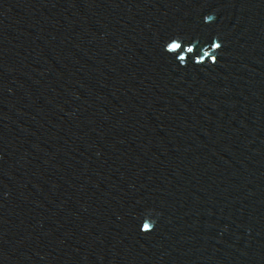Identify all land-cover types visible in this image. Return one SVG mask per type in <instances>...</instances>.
<instances>
[{
  "label": "water",
  "instance_id": "1",
  "mask_svg": "<svg viewBox=\"0 0 264 264\" xmlns=\"http://www.w3.org/2000/svg\"><path fill=\"white\" fill-rule=\"evenodd\" d=\"M0 264H264V0H0Z\"/></svg>",
  "mask_w": 264,
  "mask_h": 264
},
{
  "label": "snow or ice",
  "instance_id": "2",
  "mask_svg": "<svg viewBox=\"0 0 264 264\" xmlns=\"http://www.w3.org/2000/svg\"><path fill=\"white\" fill-rule=\"evenodd\" d=\"M210 19V18H209ZM165 44L167 45L166 47H164V45H163V51L164 52H167V53H171V54H173L172 56H174V59L175 60H185L186 59V57L185 56H183V55H180L179 54V51H180V49H181V45L180 44H178V43H175V42H172V43H168L167 41H165ZM221 47V44L220 43H217V42H215V41H211V50H213L214 52H216L217 53V56H218V54H219V48ZM184 51H186V52H188V53H192V51H193V49L192 48H186V49H184ZM205 55L207 56V53H205ZM187 59H191V57L189 56V57H187ZM215 59H216V57H213V59H212V63H215ZM196 63L197 64H199V63H201V61H196ZM182 67V66H181ZM143 231H146L147 229H146V227H145V229H142Z\"/></svg>",
  "mask_w": 264,
  "mask_h": 264
}]
</instances>
